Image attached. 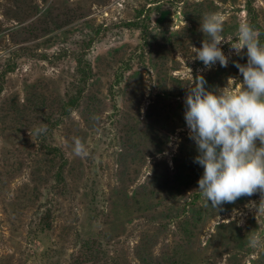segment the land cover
<instances>
[{"label": "rangeland", "instance_id": "rangeland-1", "mask_svg": "<svg viewBox=\"0 0 264 264\" xmlns=\"http://www.w3.org/2000/svg\"><path fill=\"white\" fill-rule=\"evenodd\" d=\"M211 13L227 67L192 59ZM242 23L264 44V0H0V264H264L261 193L208 204L184 120Z\"/></svg>", "mask_w": 264, "mask_h": 264}, {"label": "clouds", "instance_id": "clouds-1", "mask_svg": "<svg viewBox=\"0 0 264 264\" xmlns=\"http://www.w3.org/2000/svg\"><path fill=\"white\" fill-rule=\"evenodd\" d=\"M200 30L208 39L203 40L200 48L192 46L195 53L192 59L201 61L206 69L217 62L227 67L231 51L226 55L221 46L230 41L222 35L221 17L215 13L206 15ZM244 49L247 63L233 61L243 77L238 88L209 90L202 75L193 78L191 74L192 82L184 100V120L198 153L194 163L203 168L198 190L206 202L220 210L225 203H235L260 192L258 214L264 212L260 207L264 205V44L248 23L239 26L238 39L231 42L236 55H242ZM74 153L88 155L79 138L74 140ZM249 245L258 248L264 245V240L253 236Z\"/></svg>", "mask_w": 264, "mask_h": 264}, {"label": "trees", "instance_id": "trees-1", "mask_svg": "<svg viewBox=\"0 0 264 264\" xmlns=\"http://www.w3.org/2000/svg\"><path fill=\"white\" fill-rule=\"evenodd\" d=\"M77 63L79 65V68H81V71L83 72L84 78H89L90 72L89 70H85L84 67L81 64V59L77 60ZM85 259H80L78 257L74 258L71 264H84Z\"/></svg>", "mask_w": 264, "mask_h": 264}]
</instances>
